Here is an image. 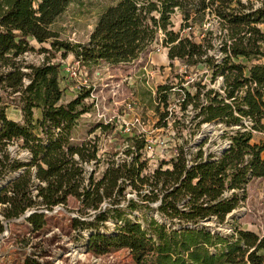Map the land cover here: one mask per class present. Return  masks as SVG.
<instances>
[{
  "label": "trees",
  "instance_id": "trees-1",
  "mask_svg": "<svg viewBox=\"0 0 264 264\" xmlns=\"http://www.w3.org/2000/svg\"><path fill=\"white\" fill-rule=\"evenodd\" d=\"M73 1L0 0V236L5 223L30 210L34 212L26 221L41 230L46 215L35 210L67 207L74 198L79 213L93 218H74L73 227L91 230L89 247L103 254L127 249L134 264H264V236L237 229L224 237L200 224H223L246 200L248 183L264 178V141L252 143L253 132L264 133V0H113L100 14L89 41L70 47L54 26ZM212 20L215 26L205 27ZM31 41L51 42L53 49L66 50L64 57L71 50L87 67L129 65L161 44L171 61L195 69L205 65L212 70L213 82L222 80L220 91L203 92L204 86L194 82L192 94L181 86V109L186 112L192 106L199 111V126L221 122L239 129L217 159L200 150L188 167L180 147L176 157L152 171L143 157L144 145L131 139L125 151L129 158L109 160L97 179L95 171L87 170L101 163L97 142L75 141L85 112L78 108L89 93L63 103L60 65L45 61L33 66L22 60L34 51ZM217 42L219 59L209 56ZM174 88H157L154 109L167 110L160 121L169 120ZM11 105L20 110L21 122L7 116ZM35 111L41 113L38 120ZM244 119L252 125L246 127ZM12 143L30 153L28 162L11 156ZM10 173L19 175L2 184ZM129 187L139 201L159 202L162 215L186 226L173 230L153 219L147 226L130 220L125 214L138 203L120 207ZM106 203L111 207L104 208ZM110 219L117 222L115 233H101Z\"/></svg>",
  "mask_w": 264,
  "mask_h": 264
},
{
  "label": "rangeland",
  "instance_id": "rangeland-1",
  "mask_svg": "<svg viewBox=\"0 0 264 264\" xmlns=\"http://www.w3.org/2000/svg\"><path fill=\"white\" fill-rule=\"evenodd\" d=\"M112 1L74 0L54 26L60 33V40L70 47L86 44L100 14ZM215 23L212 20L205 27L215 26ZM185 33L188 34V31ZM31 45L34 51L22 56L26 64L39 66L48 61L60 65L63 103L76 99L81 93H89L78 108L85 109V112L76 130L75 141L97 142L101 163L87 167L89 173L95 171L97 179L101 177L109 160L129 158L125 151L131 145V139L144 145L143 157L148 161V169L152 171L159 163L176 157L180 147H184L188 161L200 150L204 156L211 155L217 159L223 146L231 142L234 131L239 129V126L228 127L221 122L199 126L197 124L202 118H196L199 111L192 106L186 112L181 109L185 98L181 86L192 94L196 92L194 82L204 86L203 92L220 91L222 80L219 77L213 82L212 70L205 65L195 69L188 68L180 60L171 61L168 49L161 44L155 45L139 61L129 65L112 66L103 63L95 67L83 66L71 50L64 57L66 50L53 49L51 42L38 44L31 41ZM219 49L220 42H217L209 56L219 59L222 56ZM160 85L175 87L169 97L168 121H160L167 111L165 107H161L160 112L154 109L159 103L157 88ZM202 99L205 102L203 96ZM6 114L14 121H22V114L14 105L8 108ZM40 117L41 113L35 111L34 119ZM243 123L246 127L252 125L250 119H244ZM102 125L109 129L105 131ZM262 141L264 133L253 132L252 143ZM149 146L151 150L147 149ZM8 149L13 158L22 162H28L31 158L30 153L21 149L17 143L10 144ZM169 167L171 165H166L165 169ZM18 175L10 173L1 183L6 184ZM32 192L34 196L37 190L33 188ZM124 195L125 200L120 207L126 208L129 201L138 203L136 210L125 214L133 222L147 226L153 219L173 230L186 226L179 220L172 221L162 215L158 211L159 202L147 204L139 201L141 198L130 187ZM106 207L111 206L106 203ZM79 209L80 203L71 198L67 207L57 206L52 211L35 210L46 215V225L39 231L33 230L26 221L28 215L34 212L31 210L5 223V232L0 236V264H134L127 249L111 250L106 254L91 249L88 241L92 231L73 227L72 219L87 221L93 217L82 215ZM200 224L224 237L233 235L237 229L264 236V178H254L248 183L246 200L223 224L216 220H206ZM116 225L117 222L110 219L100 228V232L112 235ZM261 254L264 255V251Z\"/></svg>",
  "mask_w": 264,
  "mask_h": 264
},
{
  "label": "built area",
  "instance_id": "built-area-1",
  "mask_svg": "<svg viewBox=\"0 0 264 264\" xmlns=\"http://www.w3.org/2000/svg\"><path fill=\"white\" fill-rule=\"evenodd\" d=\"M230 143L231 142H228V143H226L224 146H223V148L221 149V151H220V155H221V153L224 151V150H226V149H228L229 147H230ZM147 149H149V150H151V147L149 146V147H147ZM219 155V156H220ZM216 159V158H215ZM191 161V160H190ZM190 161H188V167L192 164V161L190 162Z\"/></svg>",
  "mask_w": 264,
  "mask_h": 264
},
{
  "label": "water",
  "instance_id": "water-1",
  "mask_svg": "<svg viewBox=\"0 0 264 264\" xmlns=\"http://www.w3.org/2000/svg\"><path fill=\"white\" fill-rule=\"evenodd\" d=\"M31 213H32V212H31ZM31 213H30V214H31ZM30 214H29V215H30ZM232 214H233V213H232ZM232 214H231V215H232ZM231 215H230V216H231Z\"/></svg>",
  "mask_w": 264,
  "mask_h": 264
}]
</instances>
